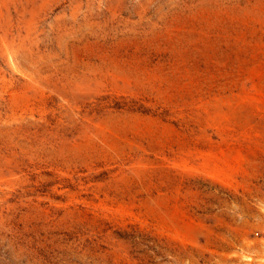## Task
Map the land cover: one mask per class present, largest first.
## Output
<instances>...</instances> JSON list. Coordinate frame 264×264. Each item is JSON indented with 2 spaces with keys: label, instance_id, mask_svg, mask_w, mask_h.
<instances>
[{
  "label": "rangeland",
  "instance_id": "rangeland-1",
  "mask_svg": "<svg viewBox=\"0 0 264 264\" xmlns=\"http://www.w3.org/2000/svg\"><path fill=\"white\" fill-rule=\"evenodd\" d=\"M0 264H264V0H0Z\"/></svg>",
  "mask_w": 264,
  "mask_h": 264
}]
</instances>
